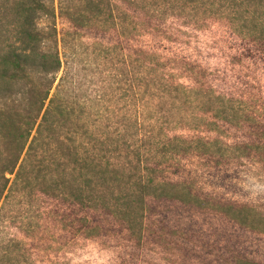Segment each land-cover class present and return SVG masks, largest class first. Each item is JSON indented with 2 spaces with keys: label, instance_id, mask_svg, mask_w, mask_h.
<instances>
[{
  "label": "rangeland",
  "instance_id": "374dc122",
  "mask_svg": "<svg viewBox=\"0 0 264 264\" xmlns=\"http://www.w3.org/2000/svg\"><path fill=\"white\" fill-rule=\"evenodd\" d=\"M121 10L124 34L90 27L78 38L131 55L104 109L118 111L119 125L143 120L138 132L149 139L135 141L151 151L167 196L146 198L134 234L95 209L72 211L89 234L37 218V235L16 233L26 255L15 251L7 264H264V44L221 19L194 25ZM56 27L70 29L59 18ZM158 133L173 138L165 150H156Z\"/></svg>",
  "mask_w": 264,
  "mask_h": 264
},
{
  "label": "trees",
  "instance_id": "16d2710c",
  "mask_svg": "<svg viewBox=\"0 0 264 264\" xmlns=\"http://www.w3.org/2000/svg\"><path fill=\"white\" fill-rule=\"evenodd\" d=\"M121 7L194 25L221 19L264 44V0H0V264L14 261L15 251L26 255L16 233L37 235V218L89 234L94 227L72 211L95 209L134 234L146 198L167 196L151 151L135 141L149 139L138 132L143 120L126 118L122 128L118 111L104 109L107 91L120 90L110 79L131 55L78 38L90 27L124 34L129 16ZM57 18L70 29L58 31ZM157 137L156 150L173 139Z\"/></svg>",
  "mask_w": 264,
  "mask_h": 264
}]
</instances>
